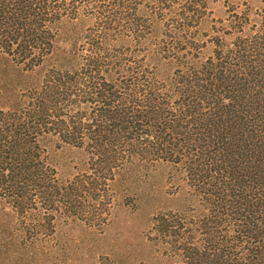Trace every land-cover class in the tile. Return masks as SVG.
<instances>
[{
	"label": "trees",
	"instance_id": "obj_1",
	"mask_svg": "<svg viewBox=\"0 0 264 264\" xmlns=\"http://www.w3.org/2000/svg\"><path fill=\"white\" fill-rule=\"evenodd\" d=\"M208 10L0 0V61L20 76L0 80V233L19 227L0 257L35 249L60 212L107 197L118 177L164 163L203 210L159 214L158 252L171 264H264V0L257 22L233 10L199 37ZM53 140L87 154L83 176L59 179Z\"/></svg>",
	"mask_w": 264,
	"mask_h": 264
},
{
	"label": "rangeland",
	"instance_id": "obj_2",
	"mask_svg": "<svg viewBox=\"0 0 264 264\" xmlns=\"http://www.w3.org/2000/svg\"><path fill=\"white\" fill-rule=\"evenodd\" d=\"M207 3L211 13L199 28V37L203 38L206 33L212 34L211 28L227 19L233 10L250 8L251 19L257 22L256 13L262 6V0ZM211 49L209 45L206 55ZM170 72L171 69L165 70V74ZM19 79L12 64L0 61V80ZM46 148L48 160L61 181H72L87 170L88 156L84 151L58 140L48 142ZM144 166L126 177H118L117 186L107 197L88 198L81 208L60 212L54 233L42 238L44 241L35 249L20 254L12 251L0 257V264H171L155 245L154 220L168 212L203 210L202 202L180 170L164 163ZM8 225L11 231L0 233V238L19 234L16 222Z\"/></svg>",
	"mask_w": 264,
	"mask_h": 264
}]
</instances>
